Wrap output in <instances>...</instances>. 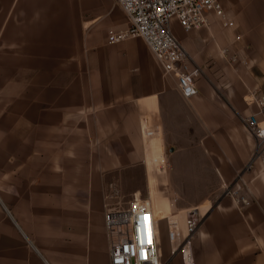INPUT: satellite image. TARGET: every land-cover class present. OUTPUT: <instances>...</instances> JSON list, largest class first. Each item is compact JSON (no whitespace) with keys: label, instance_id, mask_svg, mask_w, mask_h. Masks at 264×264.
Masks as SVG:
<instances>
[{"label":"crops","instance_id":"obj_1","mask_svg":"<svg viewBox=\"0 0 264 264\" xmlns=\"http://www.w3.org/2000/svg\"><path fill=\"white\" fill-rule=\"evenodd\" d=\"M220 2L233 26L172 20L203 70L185 98L142 38L108 41L129 26L115 0H0V264H111V185L151 199L168 264H183L190 207L196 264H264V162L242 171L241 119L264 91V0ZM239 174L245 209L224 195Z\"/></svg>","mask_w":264,"mask_h":264},{"label":"built area","instance_id":"obj_2","mask_svg":"<svg viewBox=\"0 0 264 264\" xmlns=\"http://www.w3.org/2000/svg\"><path fill=\"white\" fill-rule=\"evenodd\" d=\"M126 13L129 26L126 30H110L108 41L116 43L128 37L142 38L163 73L175 80L177 88L185 98L198 94L197 78L202 68L173 33L171 23L176 18L187 31L200 29L208 22L206 12H213L221 18L222 25L230 27L233 20L225 18L220 0H115ZM237 56L230 58L237 61ZM244 64H248L243 60ZM255 104L257 111L241 115L247 130L255 140L254 154L244 170L254 161L264 162V91H252L247 99ZM243 173V172H242ZM224 195L233 198L234 203L245 209L253 202L252 190L241 174L228 186ZM105 227L109 240L111 264H168L162 253L160 229L150 198L136 191L123 200L115 185L105 194ZM204 219L198 207L186 210V233L178 248L183 264H196L194 238Z\"/></svg>","mask_w":264,"mask_h":264},{"label":"rangeland","instance_id":"obj_3","mask_svg":"<svg viewBox=\"0 0 264 264\" xmlns=\"http://www.w3.org/2000/svg\"><path fill=\"white\" fill-rule=\"evenodd\" d=\"M230 197V196H229ZM231 198V197H230ZM123 200H125V199H128V198H125V197H123L122 198ZM232 200H233V198H231ZM163 248H164V252L166 253V254H168L169 253V247H168V244L167 243H163Z\"/></svg>","mask_w":264,"mask_h":264}]
</instances>
